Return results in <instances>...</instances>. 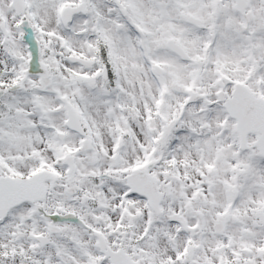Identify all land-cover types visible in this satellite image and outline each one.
Wrapping results in <instances>:
<instances>
[{
	"label": "snow or ice",
	"instance_id": "snow-or-ice-1",
	"mask_svg": "<svg viewBox=\"0 0 264 264\" xmlns=\"http://www.w3.org/2000/svg\"><path fill=\"white\" fill-rule=\"evenodd\" d=\"M0 264H264V0H0Z\"/></svg>",
	"mask_w": 264,
	"mask_h": 264
}]
</instances>
